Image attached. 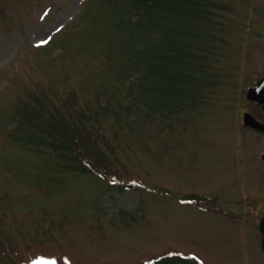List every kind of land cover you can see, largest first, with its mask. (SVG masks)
I'll use <instances>...</instances> for the list:
<instances>
[{
  "label": "rangeland",
  "instance_id": "1",
  "mask_svg": "<svg viewBox=\"0 0 264 264\" xmlns=\"http://www.w3.org/2000/svg\"><path fill=\"white\" fill-rule=\"evenodd\" d=\"M138 1L0 0V264H264V0Z\"/></svg>",
  "mask_w": 264,
  "mask_h": 264
},
{
  "label": "trees",
  "instance_id": "2",
  "mask_svg": "<svg viewBox=\"0 0 264 264\" xmlns=\"http://www.w3.org/2000/svg\"><path fill=\"white\" fill-rule=\"evenodd\" d=\"M140 1H143V2L141 3ZM140 1H138L139 2L138 10L142 9L143 6L145 5L147 6V9H146L147 11L151 10L149 8H155L156 6H159V4L163 6L164 4L168 3L167 0H140ZM150 12L151 11H149L148 13ZM160 47L161 48L158 52H155V50L153 51L154 58L150 62V65H148V67L146 68L145 70L146 74L144 75V77L147 78L149 74H152V71H150L151 68L149 69V67L153 66L152 63H154V61L157 58L158 60H162V63L164 62L163 64L161 62L159 63L157 62V64H161V65L155 67L158 73V78L156 79V82L157 81L161 82L160 85L157 86L158 88L157 92L159 96L163 95L166 97V100H164V103L167 108H171V106L177 101L176 99H178L177 97L174 98V95H178V97L182 96V92H180L181 82L186 81L188 78L186 71H181V73L177 71L178 64L182 66L184 63L183 66H185L184 61L186 60V58L184 57V55L187 54V51L184 52L180 50L179 52H174V54L172 53L169 54V50H166L163 45H161ZM157 64H154V66ZM174 67H176V69H174ZM185 96H187L186 92H185ZM116 183L117 181L114 180V184ZM160 261H157L156 263L154 262L153 264H157Z\"/></svg>",
  "mask_w": 264,
  "mask_h": 264
},
{
  "label": "flooded vegetation",
  "instance_id": "3",
  "mask_svg": "<svg viewBox=\"0 0 264 264\" xmlns=\"http://www.w3.org/2000/svg\"><path fill=\"white\" fill-rule=\"evenodd\" d=\"M259 79L262 80V84H263L262 86H264V71H263V74L261 76H259L256 80H254V82L252 84H254ZM263 90H262V92H260V98L264 100V91ZM243 102H244V104L248 105V107H249V108H247L246 111H244L242 113V116H240L243 129L246 132H257V133H260V134L264 135V130L257 129V128L251 126V125H246L245 122H244L245 114L246 113H250V114L253 115V117H255V119L258 122L261 123V125L264 126V101L263 102H259V101H255V100H252V99L245 98V100H243ZM259 157L262 158V160L264 161V151H262V153L259 155Z\"/></svg>",
  "mask_w": 264,
  "mask_h": 264
},
{
  "label": "water",
  "instance_id": "4",
  "mask_svg": "<svg viewBox=\"0 0 264 264\" xmlns=\"http://www.w3.org/2000/svg\"><path fill=\"white\" fill-rule=\"evenodd\" d=\"M262 81H259L257 84H255L254 86H252L250 89H249V92H248V98H252L254 100H257V101H264L263 99L260 98L259 94L260 92H262V90L264 89L262 86ZM263 88V89H262ZM264 91V90H263ZM245 123L248 125H252L256 128H259V129H262L264 130V126L261 125L258 121H256L253 116L251 114H246L245 116Z\"/></svg>",
  "mask_w": 264,
  "mask_h": 264
}]
</instances>
